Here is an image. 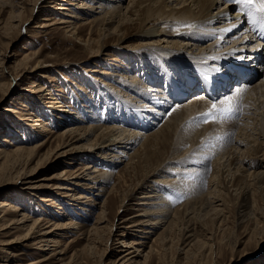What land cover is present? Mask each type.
Returning a JSON list of instances; mask_svg holds the SVG:
<instances>
[{
  "label": "rangeland",
  "instance_id": "rangeland-1",
  "mask_svg": "<svg viewBox=\"0 0 264 264\" xmlns=\"http://www.w3.org/2000/svg\"><path fill=\"white\" fill-rule=\"evenodd\" d=\"M83 2L91 4L88 0H0V73H2L1 70L5 68V73L3 76L0 75V145H2L7 150H13L15 147L14 144L30 147L31 145H37L47 139L49 141L45 146L38 149L36 157H34V159L29 164H22L25 166H22L23 172H33V174L11 179L12 176L9 178L8 176L11 175L12 172L15 173L14 171L6 169L4 170V173L0 172V182H3L7 178L10 179L6 180V182H4V186L0 187V199L8 197V199L14 201L17 203V205H20L21 208L26 205V209L23 208L22 211H24V213L29 216V220L25 221V223L23 222L24 225L23 223L15 224L19 225V228H11V234L8 236H0V239L2 240L7 238L8 240V238H20V236L22 237L27 232H29L30 227L31 231H37V226H33L32 228V225L34 220L40 217L46 219L45 221H42L43 224L41 223V226L44 229L54 228V224L52 222L63 224L66 223L67 220L73 219L78 223L75 227H72L69 230H55L58 232V234H61L59 236H53V238H56L60 241V248H56L55 246H51V244H49L50 249L43 250L40 247L47 246L44 245L47 243L39 242L40 239H31L24 242L20 240L19 242H15L6 246L9 251H4L1 253L2 258H0V264H120L123 260H125L124 258H122V260L120 256L124 254L127 249L133 251V254L131 253L129 256H127H132L130 261L133 263L131 262L130 264H143L144 257H136L138 252H135V247L138 249V246H140L142 249H144L143 253L140 250L139 252L142 253L141 255H145L146 257L149 247L152 244L156 246V249H158L152 253L150 258L147 257L145 264H264V179L252 180V177L250 178V176H245L241 180L242 183L243 181H246V185L247 182L248 186L251 185L250 194L248 197L249 208L246 210L247 213H249L247 216L243 215L244 212L241 211L243 210L241 208V203L243 201L242 197L239 196L240 194L237 193L239 189L236 191H231L230 193H225L224 203L226 202V211L224 210L222 214L212 212L208 214L206 212L209 211L210 207L206 208L207 210L204 208L205 211H203L204 209L200 208L202 211L199 210L201 211L200 214H198L199 212L197 211L198 215H194L193 220L190 218L186 219L188 221L185 219L179 221V218L178 222L176 221V223H173V230L170 228L172 231L168 230L166 233L168 235V241L166 240V242L160 238L165 234V231L163 230L164 228L162 227H157L156 229L150 228L154 231V234L146 235L143 232H137L136 230L138 227L145 229L146 226L144 225L138 224V227L135 225L130 227L131 229L126 227H128L130 224H134L135 222H140L141 220L143 222H147L148 220V223H151L152 219L149 220L148 217L146 218L145 216L140 215V213H143V210L147 207L144 204H140V202H148L152 201V199L140 198V196L144 194L143 192L149 191L148 193L152 192L155 194L160 190L161 194H165L169 187L172 186V183L177 182L180 170L183 172L185 167L178 166L177 168H173L176 166V164L173 165V167L168 168L167 172H163L159 177L155 176L151 178L158 180L160 183L159 186L158 184H151L152 186L145 184L143 187H145L146 190H140L137 188L140 186V184H142V177H144L146 168L143 169L139 166L135 168L130 167V165L127 164L128 157H124L120 162H113L108 166L107 163L103 164L104 160L102 159L98 160V158H95L97 160L92 161L86 159V157H83L84 155L78 153L71 155L68 154L67 157L64 156L61 157L60 160H57L55 151L57 152L58 150L55 149V146L56 143L61 140V137L58 136V133L60 134L65 127L73 124L74 122L71 120L75 119V116L71 114L72 116L70 115V118L67 120L65 119L61 122L59 121L60 118L58 117H60V113L54 109L48 108V105L51 104L50 101L54 100L50 98L49 94H45L48 88L52 87V85H55V87H52V90L55 93L54 96L55 98L58 97L57 100L63 103V106H59L60 109L72 110L75 115L76 112H78L81 117H83V119L88 122L87 123L85 121L81 124L78 123L79 125H89L92 124V122L101 124L100 120H102L103 124H117L124 127L123 129H128L126 133H129L130 131H138L141 132V135L144 132V135L150 134L151 131H155V129L159 128V126H161L164 121L167 120V117L165 118V116H163L164 119L160 118L161 120H155L154 122L156 124L151 128L152 130L150 129L148 131H143L144 129L142 130L137 124L140 123L139 119L143 115L145 120L148 119V116H154L150 114L154 113L155 110L147 108L149 105H157L154 106V108L157 107V109H163L160 102H158V100L162 101V99L152 95L150 97L152 100L143 97V95H133L132 90L124 86L128 85L127 80L123 82L124 84L122 83V86L124 87H121L119 83H117V88L115 86L113 87L110 85V78L106 77V75L104 76L103 70L108 72H120L121 74L125 73V75H129V77L132 75H137L139 79L142 78L144 80L145 84H153L157 87L160 86V89H163L162 91H165L166 94L168 92L171 95L175 86H172L170 83L168 87H166L167 81L164 80L165 77L163 79L160 78L161 76H164L160 69L161 65L164 63L155 62V57L150 52L145 55L140 54L139 56H135V53L130 52L131 49L134 48V43L150 41L153 43L152 47L154 49H157V45L160 44L162 47H164L163 49H167L172 45H178L177 48L180 49L177 50H180L182 53H191V51H194L196 48L193 46L194 43H191V45L187 47L181 44L182 41L180 40L187 41L189 39H181L177 36H171L172 40L176 42L175 44L170 45L167 42L158 41V39L156 40L150 37L146 39L144 36L138 35L135 29H132L130 26H124L123 31H117L115 32L116 35H111V37H108L105 40L101 39V31L94 29L95 31H93L91 34L94 39L92 46L96 49L98 48L104 51L98 57H91L92 53L90 50H92V46L85 43V40L90 36V28L89 25L85 24V19H79L78 16H86L89 17L90 20L94 18L96 14L94 16L92 14L83 15L79 10L81 6H84ZM128 2L129 0L124 1V8ZM57 3H62V5H64V7L67 9H55L50 6L51 4ZM62 19H69L73 22V24L71 25V22L60 23ZM41 24L49 25L42 27ZM68 24L71 25V28H76L79 30V33L73 35L67 32L65 27ZM177 41L181 43L179 44ZM209 42L210 40L207 39L198 41L196 43L199 45H205ZM101 44H104L105 46L102 47ZM30 53H36L40 60L44 61L43 64L45 65H43V68L41 67V71L40 69L38 70L37 76H21L22 73L20 72H22L23 66L21 67L22 63L19 61H21L22 58L23 62V60H25L24 56ZM114 57H118L120 60H114ZM24 64L25 61L23 62V65ZM261 64L263 65L264 62L262 61ZM254 65L258 66L259 63H254ZM17 74L19 77H17ZM259 76H257V78ZM151 78H156L158 80L160 78L161 81L158 82V80H153ZM179 81L181 82V80ZM36 84L45 86L43 91L38 92L40 98L37 99L41 100V104L38 103V105L36 99L34 98V88H36ZM164 87L167 90H165ZM80 88H82V90ZM114 88L127 91L130 96H133L132 98L127 96V99L133 101L134 103L136 101L138 103V100L148 103L146 110L149 111H138L136 108L129 106V103L127 102L128 100H126L125 103L117 100L119 99L117 96L119 94L116 95ZM23 95L29 97L31 95L30 98L32 101H34L36 106L34 105L33 107L32 102L30 104L28 99L23 98ZM191 95L192 93L186 95L185 98H188ZM171 98L172 97L170 96L169 100H171ZM169 100L168 98L165 99L169 105L167 108L163 109L165 110L163 115L166 113L169 114L176 106V104L174 105L173 100ZM22 102H25L28 107H30L28 108L22 106ZM142 102L140 101L139 104ZM41 105L45 108L41 107ZM120 105L123 107V109L120 107ZM7 108H9V110H5ZM43 109H45V112H43ZM87 111L96 113L97 120L92 119V122H89V117L87 114L90 113H87ZM30 113H34L36 115H32L31 121H34L33 118L35 119L39 116V118L47 122L53 120L52 123L49 124V126H51H48L52 131L49 134L43 136H39L38 133V135L34 134L33 138H29L30 135L27 136L26 134L24 136V140L20 141L18 139L23 137V131L18 134L12 131V128H14L16 123H21L25 129H33L30 127V120L24 119L26 116L28 117V115L30 118ZM111 113H113V115ZM242 114L243 113L239 112L236 115L237 117L232 118L230 116V119L227 114L209 117L207 120L199 118L198 120H195L196 123H194L195 121H192V123L196 126L198 125L197 127H202L205 126L209 121H226L236 118L238 119L242 117ZM224 116L226 117L223 118ZM109 119L110 121L112 120V122L109 123ZM183 128L184 124H181L179 127L175 128L169 141L160 148L171 154V152L179 146V142L182 140L181 137L183 135ZM123 129L121 128V130ZM200 129L194 133H200ZM17 134L19 137L16 139L14 136L17 137ZM5 136H8L9 140L13 138L12 141L14 144H8V142V146L3 144L1 140ZM93 138L94 136H91V139ZM87 142L88 141L85 140V143ZM82 143L84 142H79L78 144L80 145ZM224 143L225 142H223V144ZM206 145L205 147H212L211 145ZM65 148L63 147L61 150L59 149V151L61 152L63 150H67L68 152H71V150H69L71 147ZM178 148L180 149L181 147ZM211 149L213 150V148ZM131 151L132 149L129 150V152ZM220 152L219 155L221 156ZM237 152H239V156L242 157V155H244L243 157H247L243 160L245 164L243 173L246 175L248 172L246 171V163L248 161L251 163H258V159L254 160L251 158L253 156L252 154L254 153L252 148L249 150L243 146L240 147ZM212 154L214 153L212 152ZM219 155L214 154L212 158L211 156L207 158L211 164H209V168L215 167L213 160H216L217 156L219 158ZM226 158L227 157L221 159H223L222 161H225ZM192 159L193 158L190 160ZM227 164L228 161L225 162V166ZM85 165L95 166L91 171L93 172V170H96L97 174L111 171V181L108 185H106V189L101 190L97 185L95 188L87 187L86 184L88 181L86 178L85 180L82 178L77 179L85 183L84 185L81 184V186H76L78 187L76 189L77 191L59 190L56 188L57 185L66 183V179L71 180V182L76 180L75 178L66 177L67 175L62 174V171L68 170L73 175L81 174L80 177H82L84 175L82 170L85 168ZM126 165L128 168H126ZM263 169L264 168L255 166L250 170L262 171ZM16 170L18 171L21 169L20 167L19 169L16 167ZM1 175L6 176L2 177ZM167 175L171 176L175 180H172L170 184L163 182L164 185H161L162 181L165 180ZM52 176H54V178L50 179ZM209 183L210 181L208 184ZM39 184H42L41 188H33L34 185ZM164 188L167 189L163 190ZM54 192L61 196L62 199L60 201L58 198L55 199L53 197L54 194L52 193ZM60 192H63V194H59ZM101 192L103 194L98 195V193ZM65 193H69V195L66 197L63 196ZM79 193H82L87 197L84 199L74 198V196ZM24 196L32 198L30 200L31 202H24ZM45 197H52L51 199L53 200H40V198L44 199ZM108 197H110L111 200L113 213H111L110 209L107 208V210H105L106 220H104L102 223H99L97 221L99 220L101 207ZM123 197L126 199V201L121 207V203L124 200ZM181 197L182 196L176 200L177 202H175V204L173 203L174 208L189 200V198L187 199L185 196L182 198ZM35 209L38 210L37 213L34 212ZM241 212H243V214ZM20 216L21 214L19 217ZM9 217L12 216L9 215L8 218ZM179 222L181 224H178ZM185 222L186 224L188 223L187 225H192L191 234L194 233L193 235L196 237L195 238L192 236L194 237L193 241H190L192 237L187 238L185 235L186 229H183V227H187ZM15 225L13 227H15ZM97 228L99 230H96ZM119 232H121V234ZM126 232H130L132 235L130 234L122 236V233ZM149 235L151 238H143L144 236ZM157 237V241L154 242L155 238ZM207 237L212 238L213 250L211 247H209V245H207L208 243H211V241H208ZM139 240L144 241V245L133 244L134 246L130 248L122 246L124 241L128 242ZM205 242L207 243L206 245ZM52 247H54V249ZM123 248L126 251H123ZM158 251L159 253H157ZM14 252L18 255L12 257Z\"/></svg>",
  "mask_w": 264,
  "mask_h": 264
},
{
  "label": "bare ground",
  "instance_id": "bare-ground-1",
  "mask_svg": "<svg viewBox=\"0 0 264 264\" xmlns=\"http://www.w3.org/2000/svg\"><path fill=\"white\" fill-rule=\"evenodd\" d=\"M88 1L91 4L83 2L84 6L80 7V12L83 15L92 14L94 16L96 14V16H94V18L90 20L89 17H82V15L78 16L79 19H85V24L89 25L90 28V36L85 40V43L87 45L92 46V44L94 43V39L91 36L93 31H95L94 29L100 30L102 35L101 39L105 40L106 38L111 37V35H116L115 32L123 31L124 26H130L132 29H135L138 35H142L146 39L150 37L156 40L158 39V41L167 42L168 44L172 45L175 44L176 41H173L171 36H177L181 39H189L187 41L180 40L182 41V43L177 41L179 44L181 43L182 45L187 47L191 45V43H194L193 46L196 48L194 51H191V53H182L180 50H177L180 49L177 48L178 45H172L170 47L167 46V49H163L164 47H162L160 44L157 45V49H154L152 47L153 43L150 41L134 43V48L131 49L130 52L135 53V56H139L140 54L145 55L150 52L155 57V62L164 63L160 67L164 76H161L160 78L163 79L165 77L164 80L167 81L166 87H168L170 83L172 86H175L171 95L167 91V94L165 93V91H162L163 89L161 90L160 86L157 87L153 84H151L152 86L149 84H145L144 80L142 78L139 79L137 75H132L129 77V75L127 76L125 75V73L121 74L120 72H108L103 70L104 76L106 75V77L110 78V85H112L113 87L115 86L117 88V83H119L121 87L125 86L128 87V89H131L133 95H143V97H146L147 99H151V95L154 97H159V99H162V101L158 100V102H160L163 109L167 108L169 105L167 101H165V99L168 98L169 100L170 96L172 97L169 101L173 100L174 105L176 104V106L174 107V111L171 110L169 114L166 113L163 115V112L165 110L157 109V107L154 108V106L157 105H149V107L147 108L155 110L154 113L151 112L152 114H150L154 116H148L147 120H145L144 115L140 117V123L137 125L140 126L142 130L144 129L143 131H148L152 127H154V125L156 124L154 122L155 120H161L163 116H165V118L167 117V120L164 121L162 125L160 124L161 126L155 129V131H151L152 133L150 132V134L144 135V132L141 135V132L138 131H130L131 133H126L128 129H123L124 127L117 124H103L102 120H100L101 124L97 123L96 121V123H94L91 120H97V115L96 113L89 111H87V113H90L87 114V116L89 117L88 121H91L92 124L79 125L78 123L81 124L86 120H84L78 112H76L75 115L72 110L60 109L59 106H63V103L59 102L57 100L58 97L55 98L54 96L55 93L52 90V87H55V85H52V87L48 88L45 94H49L50 98L54 99L50 101L51 104L49 103L50 105H48V108L54 109L55 111L60 113V117H58L60 118L59 121L61 122L65 119L67 120L68 118H70L71 114L75 116V119L71 120L74 123L65 127L60 134L58 133V136L61 137V140L58 141L55 146V149L58 151L63 147H71L70 149L68 148L69 150H71V152H68L67 150L56 152L53 149L56 153L55 156H57V160H60V158L64 156L67 157L68 154L71 155L78 153L84 155L83 157H86V159L88 160L95 161L97 160L95 158H98V160L102 159L104 160L103 164L107 163L108 166L113 162H120L124 157H128L127 164L130 165V167L135 168L139 166L143 169L146 168L144 177H142V184H140V186L137 188L140 190H146V188L143 187L145 184H147L148 186H152L151 184H158L159 186V181L151 178L155 176L159 177L163 172H167L168 168L173 167V165L176 164V166H174L173 168H177L178 166L185 167V170L183 172H181L180 170L177 182H173L172 186L170 187L168 186L169 189L165 194H161L160 190L155 194H153L152 192L148 193L149 191L143 192L144 194L140 196V198L152 199V201L140 202V204H144L147 206L143 210L144 212L140 213V215H143L146 218L148 217L149 220L152 219L151 223H148V220L147 222H143L141 220L140 222H135L134 224H130L128 227H126L128 229H131L130 227L135 225L137 226L138 224L144 225L146 226L145 229H142V227L139 228L137 226L138 228L136 230L137 232H143L145 235L154 234V231L150 228L156 229L157 227H162L164 228L163 230L165 231V234L160 238L163 241H166L168 239V235L166 233L168 232V230H173V223H176V221L178 222L179 218V221L190 218H192L191 220H193L194 215L197 216L198 214H200L202 209H206L208 207H210V209L206 213L210 214L212 212L222 214L226 207V202L224 203L225 193H230L231 191H236L239 189L237 193H239V196L242 197L243 202L241 203V208L243 210L241 211H243L244 214L243 212L241 213L247 216V214L249 213H247L246 210H248L249 208L248 197L250 194L251 185L248 186V182L246 185V181H243L242 183L241 180L245 176H250V178L252 177V180L264 179V169L262 171L250 170L255 166L264 168V64H261L262 61L264 62V40L259 36V30L261 29L262 24L261 17L264 16V13H260L257 10L256 5L259 3V0H256V4L251 6L236 4L234 0H129L125 8L123 7V3L126 0ZM50 6L55 9H67L66 7H64V5H62V3L51 4ZM254 19L256 21L255 23H253ZM69 22H71V25L73 24V22L69 19H62V21H60V23ZM48 25L49 24H41L42 27ZM71 25L68 24L65 27L66 31L73 35L78 34L79 30H77L76 28H71ZM207 39H209L210 42L205 45H199L196 43L198 41ZM101 46L103 47L105 45L101 44ZM103 51L104 50L98 48L96 49L92 46V50H90V52L92 53L91 57H98ZM24 58V65L22 62V58L21 61H19L22 63L21 67L23 66L22 72H20L22 73L21 76H37L38 70L40 69L41 71V69L44 67L43 65H45L43 64L44 61L40 60L39 56L36 53L26 54ZM114 60L120 59L118 57H114ZM237 63H239V66L249 69L245 73V76L249 81H236L233 84V79L239 78V74L237 73L241 70L240 67L236 68ZM254 63H259V65L255 66ZM217 68L221 69L222 72L217 73L215 71V69ZM1 71L2 73H0V75L3 76V74L5 73V68H3V70ZM257 76L259 77L257 78ZM17 77H19V75ZM156 78L151 79L154 80ZM160 78L159 80H156L160 82ZM125 80H127L128 85L122 86V83ZM179 80H181V82ZM44 89L45 86H41L40 84H36V88H34V98L37 101V105L41 101L37 99L40 98L38 92L43 91ZM80 89L82 90V88ZM165 90L167 89L165 88ZM114 91H116V95L119 94L117 95L119 97V99L117 100H120L124 103L126 100H128L127 96H129L130 98L133 97L130 96L127 91H123L122 89L114 88ZM191 93V96L185 98L186 95ZM228 96H232L233 107L234 109H238V111H234L233 114H238L239 112H241L243 113L242 117L226 121H209L205 126L202 127H197L198 125L196 126L192 123V121L201 118V115L203 113L209 111L213 103H218L219 100H222ZM30 97L23 95V98L28 99V102H30V104L32 102V105L34 107V101H32ZM138 101L142 102V100ZM127 102L129 103L130 107L136 108L138 111L141 110V112H144L146 110V106H148V103L145 102H142L141 104H139V102L137 103V101L134 103L131 100H128ZM22 106L28 107L25 102H22ZM41 107L43 106L41 105ZM120 107L122 106L120 105ZM5 110H9V108ZM43 112H45V109H43ZM30 114V118L28 115V117L26 116L24 119L30 120V127H32L33 129H25L21 123H16V125H14V128L10 126L12 128V131H14L15 133L20 134L23 131V137H20L21 139H18L20 141L24 140V136L26 134L27 136L30 135L29 138H33L34 134L38 133L39 136H43L49 134L52 131L49 128L51 126H49V124L52 123L53 120L47 122L39 118L40 116L38 115L39 117H36L35 119L33 118L34 121H31L32 115L35 114ZM111 114L113 115V113ZM233 114H227V116H229V119L230 116L232 118L237 117V114ZM225 117L226 116H224L223 118ZM110 122H112V120L110 121L109 119V123ZM194 123H196V121ZM181 124H184V130L182 133L183 135L181 137L182 140L179 142L178 146L181 148L179 149L177 147L171 152V154L165 150H162L160 147L162 145H165L169 141V139L173 135V130L179 127ZM121 128L123 130H121ZM199 129L200 133L195 134L194 132L199 131ZM18 134L17 137L14 136V138L17 139L19 137ZM91 136H94V138L91 139ZM12 140L13 138L9 140L8 136H5L2 138L1 142L8 146L7 142L8 144H14ZM85 140H87L88 142L85 143ZM48 142L49 141L47 139L37 145H31L30 147L14 144L15 147L13 148V150H7L2 145H0V172L4 173V170L6 169L14 171L15 173L12 172L11 175L8 176V178L12 176L11 179L33 174V172H23L22 166L24 165L22 164H29L34 159V157H36L38 149L45 146ZM79 142L84 143L79 145ZM223 142L225 143L223 144ZM205 145H211L212 147H205ZM243 146L249 150L250 148H252L254 153L252 154L253 156L251 158H253L254 160L258 159V163H251L249 161L246 163V171H248L246 175H244L243 173L245 166L243 160L247 157H243L244 155H242V153L241 157L238 155L239 152H237V150ZM211 148H213V150ZM131 149L132 153L129 152V150ZM212 152L218 155L220 152L221 156L219 155V158L217 156L218 159L216 158V160H213L215 163V167L209 168L210 162L207 158H209L210 156L212 158V156L214 155L212 154ZM225 157H227L226 160L222 161L223 159L221 158ZM191 158L193 159L190 160ZM227 161L228 164L225 166V162ZM16 167H18V169L20 167L21 170L17 171ZM94 167L95 166L92 165H85V168H83L82 170V173H84L82 177H80L81 174L74 173L75 175H73L68 170L62 171L61 173L67 175L66 177L75 178L76 180L74 182H71V180L66 179V183L57 185L56 188L59 190H76L78 188L76 186L85 184L81 180L79 181L77 179L82 178L85 180L86 178V180L88 181V183L86 184L87 187L95 188V186L97 185L101 190L106 189V185H108L111 181V171H106L107 173L97 174L96 170H93V172L91 171ZM126 168H128L127 165ZM168 175L165 177V180L162 181L161 185H164L163 182L170 184L172 180H175ZM8 178L3 182H0V187L4 186V182H6V180H10ZM52 178H54V176L50 177V179ZM209 181L210 183L208 184ZM41 186L42 184L34 185L33 188H41ZM165 189L167 188H164L163 190ZM52 194H54L53 197L55 199L58 198L59 201L62 199L61 196L57 195V193L54 192ZM59 194H63V192H60ZM100 194L103 193H98V195ZM68 195L69 193H65L63 196L66 197ZM180 196H185V198H189V200L174 208L173 203L175 204V202H177L176 200L180 198ZM85 197L87 196L83 195L82 193L76 194L74 196V198L76 199H84ZM51 198L52 197H45L44 199L40 198V200H53ZM31 199L32 198H29L28 196H24V202L27 201L30 203ZM125 201L126 199L124 198L123 202L121 203V207L124 205ZM38 205L40 206L39 203ZM23 208L26 209V205H24ZM23 208H21L20 205H17V203H15L14 201L8 199V197L0 199V236L10 235L12 231L11 228H19V225L15 224H22L23 222L25 223V221L29 220V216H27L26 213L22 211ZM107 208H109L111 213H113L110 197H108V199L102 205L100 216L98 215L99 220L97 222L102 223L104 220H106L105 210H107ZM205 209L203 211H205ZM197 211L199 212L198 214ZM34 212L37 213L38 210L35 209ZM20 214L21 216L19 217ZM9 215H11L12 217L8 218ZM45 220L46 219L40 217L34 220L33 225L31 224L32 228L33 226H37V231H31L30 227L29 232H27L22 237L20 236V238H8V240L7 238L2 240L0 239V258H2L1 253H3L4 251H9L6 247L7 245L19 242L20 240L24 242L31 239H40L39 242L47 243L44 244L47 246L40 247L43 250L50 249L49 244H51V246H55L56 248H60V241L56 238H53V236L55 237L61 234H58V232L55 230H69L70 228L75 227L76 224H78L76 221L71 219L67 220L66 223L63 224L52 222L54 224V228L44 229L41 226V223L43 224L42 221ZM178 224L181 223L179 222ZM14 225L15 227H13ZM191 226V224L187 225V227H183L182 225L183 229H186L185 235L187 236V238H191L192 236H194V233L191 234ZM96 230L99 229L97 228ZM119 233L121 234V232ZM130 234L132 235V233L126 232L122 233V236ZM194 237H192L190 241H193ZM143 238H151V236H144ZM157 239L158 237L155 238L154 242H156ZM208 241H211V243L207 244L205 242V245H209V247H211V249L213 250L212 238H208ZM123 243L124 244L122 246L130 248L134 246L133 244L144 245L145 242L139 240L128 242L124 241ZM138 247V249L137 247H135V252H138L137 255H135L136 257H144L143 264H145V262L147 261V257L150 258L152 253H154V251H157L158 249H156V246L152 244L149 247L147 256L145 257V255H141L144 252V249H142L140 246ZM52 248L54 249V247ZM124 250L125 249L123 248V251ZM139 250L142 253H140ZM132 252L133 251L127 249V251L120 256L121 259H125H122L123 261L120 264H130L132 262L130 261L132 256H127H129V254H131ZM157 253H159V251ZM15 255L18 254H15L14 252L12 254V257Z\"/></svg>",
  "mask_w": 264,
  "mask_h": 264
},
{
  "label": "snow or ice",
  "instance_id": "snow-or-ice-1",
  "mask_svg": "<svg viewBox=\"0 0 264 264\" xmlns=\"http://www.w3.org/2000/svg\"><path fill=\"white\" fill-rule=\"evenodd\" d=\"M234 2L236 4H242L246 6H251V5L256 4V0H234ZM256 7L260 13H264V0H259V3L256 5ZM255 22L256 21L254 19L253 23ZM261 23L264 24V16L261 17ZM215 71L217 73L222 72L221 69L219 68L215 69ZM174 110L175 109L173 108V111ZM234 111H238V109H234L233 104H232V96H228L222 100H219L218 103H213L209 111L206 113H203L201 115V118L207 120V118L209 117H215L217 115H222V114H230V113H233Z\"/></svg>",
  "mask_w": 264,
  "mask_h": 264
}]
</instances>
